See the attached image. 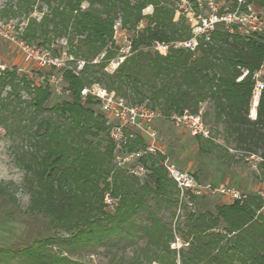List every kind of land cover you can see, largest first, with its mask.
<instances>
[{
	"label": "trees",
	"instance_id": "obj_1",
	"mask_svg": "<svg viewBox=\"0 0 264 264\" xmlns=\"http://www.w3.org/2000/svg\"><path fill=\"white\" fill-rule=\"evenodd\" d=\"M183 1L16 0L4 7L7 19L22 13L27 18L16 25L19 38L56 45L55 53L66 49L75 60L64 73L70 98L51 107L48 81L38 84L18 68H0V123L16 130L25 146L17 160L30 195L27 212L44 216L51 228L30 243L0 246V264H98L84 254L100 248L107 256L101 264H264L262 193L204 209L209 194L186 191L181 198L161 153L139 158L147 168L144 176L129 172L117 164L116 144L98 100L81 93L84 85L99 83L166 119L186 111L198 114L206 103L204 116H211L216 133L236 149L258 154L264 167V89L256 117L250 116L255 73L262 70L264 78V28L217 20L196 34L180 8ZM186 1L196 16L214 12L210 0ZM213 2L218 18L264 6V0ZM151 5L153 11L145 13ZM35 11L40 18L32 15ZM119 27L125 41L116 35ZM63 37L66 43L57 45ZM192 39L195 46L185 44ZM127 41L124 62L107 71ZM159 44L168 46L165 53ZM79 60L86 62L80 75L74 71ZM209 129L210 137L196 134L199 153L229 165L236 155ZM145 145L139 134L125 150ZM0 192L14 199L1 185ZM182 207L186 213L179 214Z\"/></svg>",
	"mask_w": 264,
	"mask_h": 264
},
{
	"label": "rangeland",
	"instance_id": "obj_2",
	"mask_svg": "<svg viewBox=\"0 0 264 264\" xmlns=\"http://www.w3.org/2000/svg\"><path fill=\"white\" fill-rule=\"evenodd\" d=\"M15 3L16 0H0V29L12 32L13 34L18 32L16 30L17 24L23 25V23L27 22V18L23 13L16 17L11 16L12 18L8 19L3 15L2 10L4 7ZM224 3L221 2V4ZM186 4V6L184 4L181 7L183 10H189L188 13L186 12L187 14H192L193 11H191L190 4ZM254 10L264 18V6L255 5ZM152 11V5L144 10L145 13ZM181 12V10L178 11L177 16ZM204 13L205 15H210L211 9H205ZM32 15L40 18L42 14L35 11ZM6 21L9 23L8 25L4 24ZM144 24L145 22H142L140 26L142 27ZM125 33L120 27L116 31V35L121 41H125ZM64 41H67V38H60L55 43L61 45ZM0 59L11 68H23L24 70L20 72L28 73L31 79L38 84H44L48 81L49 75L53 72L51 68H39L36 65H29L28 62H25L23 50L10 42L8 38L2 36V34H0ZM112 67L111 69H113ZM63 86L62 92H59L56 87L51 86L52 94L47 102V106L51 107L64 98H70L65 84ZM24 97L28 98V94H24ZM206 109L207 104L204 103L199 114L202 115L208 127H211L213 130L216 141L227 147L230 153L236 155L235 159L229 165H225L222 161L216 160L212 154L201 155L198 151L199 145L196 134L186 127H176L171 119L162 118L157 122V127L160 129V142L166 150L167 155L181 170H186L197 175L199 180L203 182H211L217 186L222 184L234 186L244 194L261 193L264 191V167L260 165L261 157L255 153L236 149L234 144H227L224 141L223 134L216 133L211 116H204ZM21 139L16 130L13 128L9 129L8 126L0 123V185L6 189L7 193L14 197V199L10 198L0 192V246L27 244L37 237L48 234L51 230L49 222L44 216L27 212L30 195L24 184L25 171L18 165L17 160L19 153L25 149ZM239 159L240 161L236 162ZM208 194L202 201L204 209L214 210L216 204L233 201V198L228 195L220 193ZM177 211L179 214L186 213V209L183 207ZM178 246H180L179 240L177 241ZM102 251L103 249L100 248L96 253H86L84 254V259L98 264L105 263L107 256ZM129 251L130 249H128V253L130 254Z\"/></svg>",
	"mask_w": 264,
	"mask_h": 264
},
{
	"label": "built area",
	"instance_id": "obj_3",
	"mask_svg": "<svg viewBox=\"0 0 264 264\" xmlns=\"http://www.w3.org/2000/svg\"><path fill=\"white\" fill-rule=\"evenodd\" d=\"M239 1L242 2L243 0ZM186 3L188 2L184 0L180 7L184 4L186 6ZM210 4L215 11L209 17L202 15L196 16L194 11L192 14H187L192 23L194 22L193 26L196 34L203 32L207 27H211L217 20H226L227 22L238 21L252 30H261L264 28V19L258 16L252 6L248 7V12L237 9L234 13L223 15L221 18H218L215 14L216 7L212 0H210ZM185 11L187 13L189 12L188 9ZM4 24L8 25L9 23L4 22ZM0 34L23 50L25 62H28L29 65H36L39 68H51L53 72L49 75L48 82L56 87L59 92H62L64 89V86L62 87V85L65 84L64 73L67 69L71 68L69 62L75 60L73 55L69 54L66 49L63 51L59 50V52L55 53L53 48H55L56 45H52V48H47L28 43L19 38V31L13 34L12 32H6L3 29H0ZM63 43H66V41ZM185 44L188 46H195L196 40L192 39L185 42ZM167 47L168 46L164 44H159L157 46V48L163 53L166 52ZM129 50V41H127L125 46L121 48V54L110 60L105 67L106 70L113 72L118 66H120L127 57ZM103 56L104 53L100 58ZM97 61H99V58L94 60V62ZM85 63V60H79L77 62L78 66L74 71L78 75H80L79 71L84 67ZM111 66H113V69H111ZM6 67L7 65L0 59V68L5 69ZM18 69L19 71L24 70L20 67ZM255 78L256 84L253 101L257 98L259 101L260 94L264 89L263 71H257L255 73ZM66 91L69 93V90ZM81 93L84 97L92 96L98 100L99 109L107 120L110 136L116 144V161L120 167H125L129 172L142 177L147 173V168L139 162V158L146 153H161L165 157L163 163L167 168L169 175L176 180L181 189V198L185 196L186 191H191L198 196L203 195L204 193H220L230 196L233 200H243L245 198L246 195L234 186L223 184L216 186L211 183H200L194 177L193 173L181 170L170 159L159 139L160 133L159 128L157 127V122L162 118H165L159 111L147 106L145 103L131 104L124 97L117 95L114 91L108 90L105 86L99 83L84 85L81 89ZM171 120L176 127H186L194 134L202 135L203 137H210V129L203 120L202 115L199 113L193 114L186 111L181 115H173ZM139 134L146 139L145 147L135 150H125L127 144ZM261 193L264 196V191ZM108 201L110 202L111 199H108ZM189 204L191 207H194L193 202H189ZM262 211L264 212V206Z\"/></svg>",
	"mask_w": 264,
	"mask_h": 264
},
{
	"label": "bare ground",
	"instance_id": "obj_4",
	"mask_svg": "<svg viewBox=\"0 0 264 264\" xmlns=\"http://www.w3.org/2000/svg\"><path fill=\"white\" fill-rule=\"evenodd\" d=\"M253 103L254 104H253V109H252V115H256L255 113H256V106L258 104V98L255 99Z\"/></svg>",
	"mask_w": 264,
	"mask_h": 264
},
{
	"label": "crops",
	"instance_id": "obj_5",
	"mask_svg": "<svg viewBox=\"0 0 264 264\" xmlns=\"http://www.w3.org/2000/svg\"><path fill=\"white\" fill-rule=\"evenodd\" d=\"M254 102V101H253ZM254 104V103H253ZM252 109H253V105H252V108H251V114H252ZM256 115H257V106H256V113H255ZM256 115H251V117L252 118H255L256 117Z\"/></svg>",
	"mask_w": 264,
	"mask_h": 264
}]
</instances>
